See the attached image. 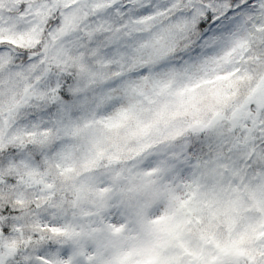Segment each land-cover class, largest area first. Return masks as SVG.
Listing matches in <instances>:
<instances>
[{
  "label": "snow or ice",
  "instance_id": "snow-or-ice-1",
  "mask_svg": "<svg viewBox=\"0 0 264 264\" xmlns=\"http://www.w3.org/2000/svg\"><path fill=\"white\" fill-rule=\"evenodd\" d=\"M0 264H264V0H0Z\"/></svg>",
  "mask_w": 264,
  "mask_h": 264
}]
</instances>
